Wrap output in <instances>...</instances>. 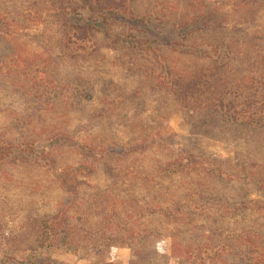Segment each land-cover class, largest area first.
<instances>
[{"label":"trees","instance_id":"16d2710c","mask_svg":"<svg viewBox=\"0 0 264 264\" xmlns=\"http://www.w3.org/2000/svg\"><path fill=\"white\" fill-rule=\"evenodd\" d=\"M121 1L95 8L84 0L82 8L91 18L96 11L103 18L110 10L124 14ZM155 1L160 9L148 17L172 24L179 40L158 45L171 34L164 36L167 28H150V22L121 33L119 42L134 37L127 45L148 65L147 86L142 78L133 87L126 81L101 84L107 100L99 98L97 105L90 79L88 87L84 80H51L52 40L58 39L63 63L76 59L69 54L73 40L99 51L97 29L110 42L106 20L99 29L68 0L71 17L65 7L59 8L61 18L47 22L0 17V82L24 99L21 112L4 109L0 190L30 188L22 225L5 239L27 245L33 256L70 249L103 256L126 247L136 264L156 256L162 264H264V0H181L182 6ZM139 2H129L132 15L141 13ZM32 42L42 51L25 56ZM116 87L119 95L109 98ZM68 89L74 102L64 100ZM151 95L157 107L171 95L190 137L228 144L234 156L184 145L161 113L146 115ZM120 104L132 109L126 133L115 128L119 116L111 112ZM76 112L96 124L88 127L80 118L74 126ZM42 190L56 192L51 213L29 208ZM6 208L0 222L8 217Z\"/></svg>","mask_w":264,"mask_h":264},{"label":"rangeland","instance_id":"374dc122","mask_svg":"<svg viewBox=\"0 0 264 264\" xmlns=\"http://www.w3.org/2000/svg\"><path fill=\"white\" fill-rule=\"evenodd\" d=\"M84 0H68L70 4H75V7H81L80 13L85 17H90V22H98V28L102 29L104 26L103 21L106 20V27L108 32H110L111 37L107 39L101 34V32L98 31L95 33L97 38H94L96 44L98 45L99 51H96L90 46V43L80 42L73 40L72 44H69V49L73 56H76V59L69 58L67 62L64 61L61 58L60 54V45L58 42V39L55 37L52 40V43H54L55 48L52 50L53 52V58H52V74L49 76L51 80L53 79L55 83L63 84L64 80L69 81H75L73 82L74 85L79 84L78 81H83L87 87L89 86L86 79H90L92 84H95L94 89V95H93V102L97 105L99 103V98L102 99V101L105 103L107 99L104 100L105 94L102 90H100L101 84H107L110 86L111 83H116L117 85H122L125 81L130 83L131 86H136L139 82L140 78L143 79L142 85H146V78L144 77V71L143 68L147 67L148 65L146 63H143V61L138 59L137 55V48H129L127 44L133 43V38H130L128 43L125 42H119L118 36L121 33L130 34V27L134 26L136 28L141 29L142 24L146 26L148 22H150L149 27L151 28L153 25L155 27H165L167 28L164 31V36L168 33L171 34L170 38H166L163 43H157L160 46H167L169 42L172 41H178L180 32L177 31V29H172V24L170 23H162L161 20H154L153 18H149L147 13L149 15L153 16L156 14L157 10L160 9V7H157V9H154L155 0H140L139 2V12L140 14L132 15V9L134 8V5L130 4L129 2L131 0H122L121 2L125 4V13L120 14L118 12L114 13V11L110 10L106 12V16L101 18L98 12L92 13L95 18H91L89 14H87L84 6L85 2ZM92 2L93 6L97 8L98 5H102L104 3L108 4L112 0H89ZM117 1V0H115ZM179 6H182L183 4L181 0H177ZM37 2L38 5L34 6L33 3ZM171 2V0H169ZM164 1H162L163 6ZM160 5V6H161ZM177 5V4H176ZM136 6V5H135ZM178 6V5H177ZM65 7L67 8V15L70 16L71 10L69 8H72L68 5L67 0H0V17L4 18L5 20L11 19V18H18L26 15L29 16V18H39L43 19L44 21H53L55 18H61L63 16V12L59 8ZM80 9V8H79ZM164 12H166V9ZM42 21V20H40ZM70 23L72 22V19L70 20ZM158 21V22H157ZM123 25L126 27L124 28ZM37 31L40 33L43 29L42 25L37 26ZM134 33V32H133ZM43 36L45 34H42ZM133 35V34H132ZM138 38V34H136ZM144 36V35H143ZM149 36V35H148ZM41 40V39H40ZM162 40V39H161ZM42 40L41 42H43ZM91 42V41H90ZM159 42V41H158ZM162 44V45H161ZM24 48V47H23ZM78 48H83L84 51ZM42 50L34 43H29L25 46L22 53L26 55H29L32 52H35L34 54L40 53ZM20 52V51H18ZM33 66V65H32ZM132 66L131 69L128 70V72L125 70L128 67ZM143 66V67H142ZM156 70V69H155ZM159 72V68L156 70V73ZM148 74H150L148 72ZM163 74V73H162ZM125 75V76H124ZM163 77V76H161ZM112 85V84H111ZM115 85V84H113ZM129 90V89H128ZM147 91L148 88L146 89ZM67 95L69 97L65 98L67 102H74L73 93L70 89L67 91ZM64 92V93H66ZM119 92L117 91V87L115 91H110L109 98H113L118 96ZM152 95L149 96V101H147L146 109L148 114L155 115V112L161 113L167 122H169V129L171 132L177 134V139L181 140V142L184 145H191V144H197L200 147H207L209 150L221 158L225 159H231L234 155L232 152L231 147L228 144L225 143H216L213 141H204L203 143L199 142L197 139L192 138L187 133V127L185 122L183 121L182 117L180 116V112L176 110V106L174 105V101L171 95H168L165 100V104L162 106H156L153 102ZM24 100V99H23ZM18 95H16L15 91L11 90V88L7 87L4 83L0 82V125L4 124L3 114H5V108H10L8 111L16 110L21 112V106L23 101ZM120 100L122 98L120 97ZM241 100V99H239ZM107 105L103 107H111L109 106V103H106ZM121 106H117L115 110H111L113 113H118L119 120H117V125L115 128H118L119 131H122L126 133L127 130V122L125 121L127 117H129L128 113L129 110L127 109V106H123V104H120ZM155 105V106H154ZM90 106L87 107L89 110ZM156 108V109H155ZM72 114V113H71ZM85 112H76L72 115L75 119L73 120V125L76 126V123H78V120L80 118H83L85 121V124L90 126H94L96 123H90L86 118H88V115H85ZM48 115V114H47ZM45 116L46 120L49 121L51 115L47 117ZM145 114L143 113V116ZM71 116V115H70ZM125 116V118H124ZM109 118V117H107ZM89 119V118H88ZM111 119H113V116H111ZM64 121H68L67 117H63ZM102 124H105V121H102ZM82 121V120H81ZM83 122V121H82ZM94 122V121H93ZM83 124V123H82ZM73 126V127H74ZM125 130V131H124ZM237 151L243 153L241 148L237 147ZM11 173V171L9 170ZM16 172V171H15ZM17 174V173H16ZM10 176L13 178L15 177L12 173ZM45 179V177H44ZM15 181V179H13ZM19 180V179H17ZM13 181V182H14ZM41 184L45 185L47 184L45 180H41ZM2 188V187H1ZM3 190H0V200L4 198V203H2V207H0V210H4L6 206L10 207V211H8V217L5 215L0 222V264H136L137 257L135 258L131 254V250L126 247H117L115 249H112L111 252L108 254H105L103 256H95L93 254H88L83 250L75 251L73 249H70L66 253L59 252V253H36L32 252L26 247L27 245H18L16 247L15 243L12 242V244L8 243L5 238H9L10 236L13 238V229H19L22 225L21 220H23V217L25 215V201H27V193H29V189L23 190L19 188H2ZM40 193H42L41 196L35 197L34 204H29L30 209H36L39 208L41 213L44 212H52L55 201L57 199L56 192L52 191H44L42 190ZM26 195V196H24ZM40 195V194H38ZM45 196V197H44ZM26 197V198H25ZM39 198L40 201L37 199ZM7 209V208H6ZM11 214V216H10ZM8 234V237H4ZM14 240V239H13ZM167 243L163 242V246H166ZM161 256H156V258L151 262L148 261V264H162L163 259L160 258ZM132 262L130 263V261ZM136 260L135 263H133ZM176 264V263H172Z\"/></svg>","mask_w":264,"mask_h":264}]
</instances>
